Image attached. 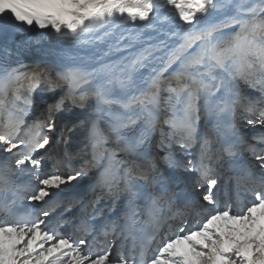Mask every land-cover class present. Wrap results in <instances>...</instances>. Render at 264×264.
Segmentation results:
<instances>
[{"label": "snow or ice", "instance_id": "6c2138e0", "mask_svg": "<svg viewBox=\"0 0 264 264\" xmlns=\"http://www.w3.org/2000/svg\"><path fill=\"white\" fill-rule=\"evenodd\" d=\"M153 20L183 31L158 67L104 62ZM33 28L54 43L26 72L9 41ZM0 45V264H264V0H0ZM85 179L99 229L66 218Z\"/></svg>", "mask_w": 264, "mask_h": 264}, {"label": "bare ground", "instance_id": "6f19581e", "mask_svg": "<svg viewBox=\"0 0 264 264\" xmlns=\"http://www.w3.org/2000/svg\"><path fill=\"white\" fill-rule=\"evenodd\" d=\"M167 14L165 11H161L160 15L163 16ZM170 15V14H169ZM173 32H176V35H172ZM120 34L125 35V39L122 42L119 51L113 50L109 54V56L105 59V63L107 62H121L122 57H126L127 59L121 62V67H123L125 64H127L131 59L135 57V55L142 50H149L151 51L153 48H155L154 56L149 59L148 61V67L147 68H141L139 69V74L141 76H146L151 71L152 68L159 66V61L156 59V57H164L166 58L168 51H170L172 48L177 46L179 43H181V37L183 35V31H178L176 26L169 20L168 23L161 24L159 20H153L150 22L149 25H132L129 24L124 28H121L117 31V37ZM48 33L44 30L40 29H27L24 31L23 34H16L14 35L13 39L9 41V45L11 48V57L9 60V63L13 66L17 62L27 66V63L29 62V59L33 53V56L35 57L37 54H40V49L50 46V44L54 43V41H49L47 39ZM28 42L27 43L25 42ZM39 41V44L37 43ZM115 42V38L112 41ZM125 45L128 47L125 48ZM3 45H0V48H2ZM104 51H107V45L101 46ZM24 50L29 53V55L24 54ZM0 55H2V52H0ZM45 57L43 55H39V60H43ZM177 66H173V70H175ZM33 70V69H32ZM34 107L31 109L30 116H33V120H35L38 116H41V114L44 112L46 108V104L41 108V110L38 112V107ZM78 112L79 109H77ZM92 175V174H91ZM245 198H250L248 196L244 197L242 196L240 199L234 196V201H242ZM60 214V213H59ZM195 218L192 217V219L189 222V225L195 224ZM175 223V222H174ZM79 234L75 233V237H78Z\"/></svg>", "mask_w": 264, "mask_h": 264}, {"label": "rangeland", "instance_id": "374dc122", "mask_svg": "<svg viewBox=\"0 0 264 264\" xmlns=\"http://www.w3.org/2000/svg\"><path fill=\"white\" fill-rule=\"evenodd\" d=\"M25 42H26L27 45H28V42H27V41H25ZM24 51H25L24 54L28 56L29 53H27L26 50H24ZM39 55H42V54H41V51H40V54H37L35 57L33 56V53H32L31 57L28 58V59H29V62H35V61H38V60H39Z\"/></svg>", "mask_w": 264, "mask_h": 264}]
</instances>
